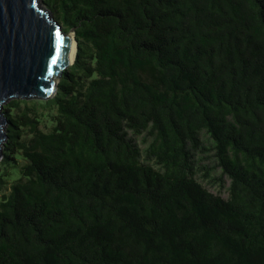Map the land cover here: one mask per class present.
Wrapping results in <instances>:
<instances>
[{
	"label": "trees",
	"instance_id": "obj_1",
	"mask_svg": "<svg viewBox=\"0 0 264 264\" xmlns=\"http://www.w3.org/2000/svg\"><path fill=\"white\" fill-rule=\"evenodd\" d=\"M43 2L76 52L2 103L0 264H264V0Z\"/></svg>",
	"mask_w": 264,
	"mask_h": 264
},
{
	"label": "water",
	"instance_id": "obj_2",
	"mask_svg": "<svg viewBox=\"0 0 264 264\" xmlns=\"http://www.w3.org/2000/svg\"><path fill=\"white\" fill-rule=\"evenodd\" d=\"M39 3L0 0V154L7 124L2 103L11 97L51 98L68 66L69 33L76 52L73 30L64 32Z\"/></svg>",
	"mask_w": 264,
	"mask_h": 264
},
{
	"label": "rangeland",
	"instance_id": "obj_3",
	"mask_svg": "<svg viewBox=\"0 0 264 264\" xmlns=\"http://www.w3.org/2000/svg\"><path fill=\"white\" fill-rule=\"evenodd\" d=\"M41 6H45L43 0H40ZM37 100V99H36ZM41 100V99H38ZM43 116V114H42ZM49 122L45 121L44 123H42L41 128L44 130H48L49 129ZM199 162L200 165L206 164L209 165V176H204V171L200 170L199 171V177H197V180L199 182H201V184L212 194H218L220 195L222 198H226L227 197V192L225 190V187L228 185V180L224 177V185L223 187H219L218 185L214 184V179H216L217 175L219 174V168L215 167V159L213 156V151H209L206 154H201L199 155ZM17 173H13L12 174V178L16 177ZM1 197V195H0Z\"/></svg>",
	"mask_w": 264,
	"mask_h": 264
},
{
	"label": "bare ground",
	"instance_id": "obj_4",
	"mask_svg": "<svg viewBox=\"0 0 264 264\" xmlns=\"http://www.w3.org/2000/svg\"><path fill=\"white\" fill-rule=\"evenodd\" d=\"M69 37H70V43H69V51H68L67 61H66V64L68 66L72 64L74 60V56H75V42L73 40L72 33H69Z\"/></svg>",
	"mask_w": 264,
	"mask_h": 264
},
{
	"label": "built area",
	"instance_id": "obj_5",
	"mask_svg": "<svg viewBox=\"0 0 264 264\" xmlns=\"http://www.w3.org/2000/svg\"><path fill=\"white\" fill-rule=\"evenodd\" d=\"M42 9L46 11L49 15H52L49 9L46 6H42Z\"/></svg>",
	"mask_w": 264,
	"mask_h": 264
},
{
	"label": "snow or ice",
	"instance_id": "obj_6",
	"mask_svg": "<svg viewBox=\"0 0 264 264\" xmlns=\"http://www.w3.org/2000/svg\"><path fill=\"white\" fill-rule=\"evenodd\" d=\"M57 34H59V33H57Z\"/></svg>",
	"mask_w": 264,
	"mask_h": 264
}]
</instances>
